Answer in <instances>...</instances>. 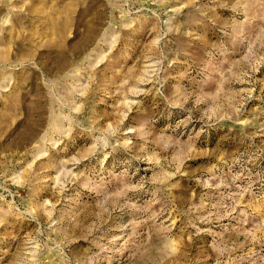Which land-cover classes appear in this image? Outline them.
<instances>
[{
    "label": "rangeland",
    "instance_id": "obj_1",
    "mask_svg": "<svg viewBox=\"0 0 264 264\" xmlns=\"http://www.w3.org/2000/svg\"><path fill=\"white\" fill-rule=\"evenodd\" d=\"M0 264H264V0H0Z\"/></svg>",
    "mask_w": 264,
    "mask_h": 264
}]
</instances>
